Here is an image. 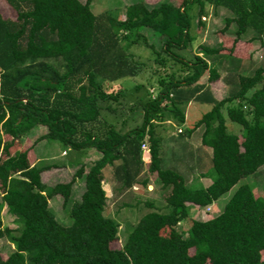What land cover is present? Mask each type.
Wrapping results in <instances>:
<instances>
[{"label":"trees","instance_id":"trees-1","mask_svg":"<svg viewBox=\"0 0 264 264\" xmlns=\"http://www.w3.org/2000/svg\"><path fill=\"white\" fill-rule=\"evenodd\" d=\"M2 1L14 17L0 13V152L7 154L0 177L17 169L21 191L0 196V209L16 224L11 229L0 221V239L12 245L0 264H264V191L256 196L246 181L264 165V67L245 71L240 59L249 64V55L233 56L247 32L252 36L244 45L264 46V0H162L152 6L136 0L123 8L121 19L110 10L96 16L92 0ZM189 5L197 9V26L206 7L226 12L213 46L197 44L193 52ZM141 29L157 39V49ZM221 37L231 40L227 51ZM139 42L155 65L145 79L151 92L121 82L142 72L143 64L129 53ZM221 58L227 64L220 78ZM219 78L224 95L217 99L210 85ZM190 102L209 107L185 132L188 137L200 127L199 143L210 151L205 186H189L176 167L160 166L156 129L165 121L182 125ZM226 120L241 137L226 131ZM36 127L31 147L52 141L64 151L92 149L99 157L79 164L68 181L48 184L43 175L60 165L37 161L19 169L27 150L7 152ZM141 144L147 148L143 155ZM108 168L118 181L117 195L132 184L145 187L148 179H138L142 171L168 190L165 210L142 214L118 248L111 244L119 224L108 214L101 184ZM76 180L81 192L72 199ZM232 187L216 215L188 218L187 204L208 207ZM53 196L62 206L70 203L66 226L48 207ZM182 222H188L186 230L178 227Z\"/></svg>","mask_w":264,"mask_h":264},{"label":"rangeland","instance_id":"rangeland-1","mask_svg":"<svg viewBox=\"0 0 264 264\" xmlns=\"http://www.w3.org/2000/svg\"><path fill=\"white\" fill-rule=\"evenodd\" d=\"M79 1L83 2L84 0H79ZM135 1L136 0H92L90 6L92 8L93 13L96 16L101 15V13H103L104 11L110 10L116 13L118 15V18L121 19L123 8L126 5H129ZM143 1L147 6H152V5L159 3L162 0H143ZM173 1L178 3L180 0H173ZM186 12L190 20V34L194 36L193 52L194 50H196L197 44L213 46L217 41L216 33L223 26V19L227 15L226 12L224 10H220L216 14H214L211 8L206 7L203 13L201 14V16L199 17V20L201 21V23L198 26L196 25V22H197L196 7L194 5H189L188 7H186ZM0 13L2 14L4 18L14 17V13L12 12V10L9 9L2 0H0ZM232 30H233V26H229V28L227 29V34L228 35L231 34ZM140 33L142 34L143 37H145L147 43L153 45L154 47H156L155 49H157V42H156L157 39L155 37L149 34V32L145 29H141ZM251 36H252V33L247 32L246 34H244L242 40L237 43L239 45L236 44V46L234 45L235 47H233L237 53L239 50L240 56L246 55V54L249 55L250 57L249 64H245V61L240 60V66L242 67V69H245V71H249L250 69L257 67V66L264 67V46L262 47L259 46L257 41H252L250 44H248L249 46L244 45V42L249 40ZM222 41L223 42L221 43H223L224 45V50L227 51L228 47L231 46L230 44L231 40L229 38H222ZM234 50H233V53H234ZM129 53L132 54L133 60L141 62L143 64V67L141 68L142 72L135 78H126V79H123L121 82L125 85V87H132L134 84L146 85L145 89L148 92H151V90H153L154 87L147 84L145 80L146 77L150 76L149 74L151 73L152 69L155 67L154 63L152 62V55L150 54V49L147 48L143 43L139 42L137 45H133L129 48ZM219 62L221 64L222 69L227 64L226 59H220ZM153 81H154V78L150 79L149 82L153 83ZM116 87H117L116 84L112 85L111 89L112 90L116 89ZM222 94L224 93H223V88L221 87V91L219 95H222ZM208 109L209 107L207 105L194 103V105H192L191 108L188 109V112L185 113V120L182 125L176 126L172 124L173 126L168 127L169 130L174 132L173 139H177L181 142H184L185 144H191V141L190 142L187 141L185 132H187V130L192 127V125L200 117V115L206 112ZM136 120H137L136 122H139L140 119L136 118ZM134 123L135 122L129 121L128 124L129 126H133ZM177 127L183 130L184 134H181V135L176 134L175 129ZM225 127H226V131L229 133H232L238 130V126L235 125L234 123L229 122L228 120L225 121ZM233 129H235V131H233ZM36 133L37 132H34L32 130V132H30L27 135L28 137L27 141L24 140L25 137H22L24 142L21 138V140L18 141V144L15 145L16 151L15 150H14L15 152L13 151L15 154L18 153L17 151H23V150L29 151L27 160H23L20 163L19 169L21 168L23 169L29 166L33 162V157H32L33 153L35 152L39 154L41 151V144L37 143L36 146L31 147V143L34 141L36 137ZM196 134L197 133L193 134V138L191 137L193 145L198 144L197 137L199 135L197 136ZM50 143H53L54 145V153H52L53 156L50 155L53 158L43 163L45 164L54 163L56 165L57 164L60 165L61 162L62 163L65 162L67 165V168H65V166H64V169L58 167L57 169H52L49 172H46L43 175V179L48 184L68 181L71 175L73 174L74 169L79 164L88 165L90 161H93L91 158L89 159V155L85 154L86 152L84 153L85 155L82 153V151L84 150L79 151L78 152L79 154H77L74 158L71 156V153H73V151H70L68 156H65V157L61 156L62 155L61 151H64V150H62V148L59 147L55 142L50 141ZM160 147L162 149L159 154L160 160H161L160 166L162 168H170L174 166L176 167L177 170H179L178 169L179 163H174V160H172V157L169 151V145L165 141H163L161 142ZM186 147L189 148V146H186ZM86 151H90V150L86 149ZM6 155L7 154H5L4 151H1L0 161L3 158H5ZM69 155H70V159H73V160H70V161L67 160ZM207 161L208 160L204 158V165L202 166L201 170H199L200 172L204 173L206 170H208ZM259 169H261L259 173H257L256 175H253L252 177L246 180L248 181L247 184H249V186L251 187V189L253 190L256 196H257L258 189L259 190L264 189V165L261 166ZM17 172H18L17 169L9 168L6 171L5 179H2L0 177V196L6 193L7 191L16 190V184L19 182ZM207 173L210 175V170L207 171ZM209 180H210L209 177L208 178L202 177L199 179L200 184H208ZM154 182L156 185H158L157 181L154 180ZM198 185L199 184L197 185L195 184L193 186H198ZM200 186H203V185H200ZM81 187H82V182H80L79 180H76V183L73 186V190H72V199L77 198L78 194L81 192ZM233 189L234 187L229 189V191L225 193L224 195H222L218 200H216L215 203H212L211 205H209L208 212L203 213L204 212L203 208H197L193 211L191 210L189 219H198V220L202 219L203 220V219L213 217L214 215H216L218 212H220L223 204L228 199V197L231 195ZM137 195L136 197H138L140 200L137 201L136 203H135L136 198L133 197V194L132 196L126 195L125 198L122 199V201L131 202L130 205H134L133 207L131 206L132 208H124V209L118 208V210H116V205L112 204V202L109 203L108 205V211H109L108 214L119 224V228L117 231V238L111 244V248L119 247L120 243L125 239L126 235L131 231L132 227L134 226V224L136 223V221L142 214H144L145 212L149 210L156 211L157 209H161L162 205L165 206V204H162L160 202L158 204L156 203L157 204L156 206L149 209L146 206H144L142 202L143 199H145L143 195L142 194H139L138 196ZM110 197L113 198L112 196ZM161 198L164 199L163 194H161ZM69 204L70 203H68L66 206H62L61 199L59 196H53L48 202V205H49L48 207L50 211L53 213L55 219L57 220L59 224L64 225V226L70 223V219L68 217ZM153 205L155 204L153 203ZM162 210L164 211L165 209H161V212H163ZM0 221L3 227H8L11 229H14L16 227V224L14 223L13 218L5 212L4 208L0 209ZM178 227L186 230L188 227V222H182L179 224ZM11 251H12V245H10L5 239H0V259H4ZM192 252L193 250H189V253H192Z\"/></svg>","mask_w":264,"mask_h":264},{"label":"crops","instance_id":"crops-1","mask_svg":"<svg viewBox=\"0 0 264 264\" xmlns=\"http://www.w3.org/2000/svg\"><path fill=\"white\" fill-rule=\"evenodd\" d=\"M238 52H239V50H238ZM236 53H237L236 50H234L233 56H236V58H237V56H239L241 58L244 57V56H240L239 53H237V54ZM231 61H233V59ZM233 62H236V61H233ZM237 62H239V61H237ZM218 71H219L218 73H219L220 78H221L225 74V69L224 68L223 69L222 68L221 69L218 68ZM220 78L210 85V91H211L213 97L217 98V99L224 95V94L219 95L220 91H221V87L223 88V93H224V87H223V85H222V83L220 81ZM192 105H194V102L188 103L187 106L185 107L184 120H185V113L188 112V109L191 108ZM170 126H173V125L169 121H165L162 124H160V127L156 129V134L158 135V138L160 137L159 139H162L161 142L165 141L169 145V151H170V155L172 157V160H174V163H179V168H178L179 170L178 171L183 175L185 183L187 185H189V186H193L195 184L196 185L199 184V185L205 186L206 184H200L199 179L202 178L203 172H200L199 170H201V168L203 166V164H202L203 163V158H206V160H208V158H210V151H209L208 148L201 146L200 143H199V139H198L199 136L198 135H200L201 128L199 127L197 129H195L188 137H186L187 141H189V142L191 141V144H185L184 142H181V141H179L177 139H173L174 138V132L169 130L168 127H170ZM177 130H180V128L177 127L175 129V133L176 134H177ZM33 131L37 132L38 131V127L34 128ZM233 131H235V129H233ZM195 133H197L196 135L198 136L197 137V142H198L197 145H193L192 139H191V137L193 138V134H195ZM232 133L238 134L239 137H241V135H242L239 132V130H237L235 132H232ZM36 137H37V135H36ZM27 139H28V137L26 136L24 140L27 141ZM2 140H3V145L8 144L10 142V138L8 136H3ZM20 140H21V138L19 140H15V141L11 142V145H10V147L7 150L9 155L15 154L14 153L16 151L15 145L18 144V141H20ZM22 140H23V138H22ZM24 140H23V142H24ZM37 143L41 144V151H40L39 154H37L35 152L34 153L32 152L33 153V155H32L33 162L31 164H33V163H35L37 161L45 162V161H47L49 159H52L53 158L52 157L53 156L52 153H54V145H53V143H50V142H47V141H39V142H36L34 144V146H36ZM186 146H189V148H187ZM88 150H90V151H86V149H85L84 151H82V153L84 154L86 152L85 154L89 155V159L91 158L92 160H94L97 157H99V154L97 152H95L94 150H92V149H88ZM160 150H162L161 147H160ZM17 152H21V151H17ZM69 152L70 151H68V150L61 151L62 155L61 154L60 155L65 157V156H68ZM78 152L79 151H74L73 153H71V156L74 158L77 154H79ZM27 153L28 154H26L25 160H27V156L29 155V151L28 150H27ZM50 155H52V156H50ZM67 160L70 161V160H73V159H70V155H69ZM64 166H65V168H67L66 163L65 162H63V163L61 162L60 163V168L64 169ZM145 178L148 179L145 187L142 186V188H140L136 184H132V186L129 189L130 192H129V190H128V192H124L123 191V192H121V193H119L117 195L116 194V189L119 186V184H118V181L111 176L110 170L108 168V169H105L103 171V179L101 181V184H102V188H103V190L105 192L106 197L109 198V200H110V203L112 202V204L117 206L116 210H118L119 207H121L119 209L132 208L134 205H130L131 202L122 201V199L125 198L126 195L132 196V194H133V197L136 198L135 199V203L140 200L138 197H136V195L137 194L138 195L142 194L143 197L145 198V199H143V201L144 200H149L152 203H154L155 206L158 203H160V202L162 204H164V199L161 198V194H163V196L165 198L167 196V194H168V190H161L158 187V185L155 184L154 179L151 178L150 176L146 177V175H144V173L142 171L140 173V175L138 176V179H145ZM14 191L20 192L21 188L17 187V189L14 190ZM257 191L260 193V192H263L264 189L263 190H259L258 189ZM7 192H9V191H7ZM110 196H112L113 198H111ZM123 205H127V206L126 207H122ZM197 208H199V207L191 205V204H187V216H188V218L190 217L189 215L191 214L190 211L191 210L193 211V210H195Z\"/></svg>","mask_w":264,"mask_h":264},{"label":"built area","instance_id":"built-area-1","mask_svg":"<svg viewBox=\"0 0 264 264\" xmlns=\"http://www.w3.org/2000/svg\"><path fill=\"white\" fill-rule=\"evenodd\" d=\"M177 132H179V131H177ZM140 150H141L142 155L147 152V148H146L145 144L140 145ZM203 211H204L203 213L208 212L209 211L208 207L203 208Z\"/></svg>","mask_w":264,"mask_h":264}]
</instances>
